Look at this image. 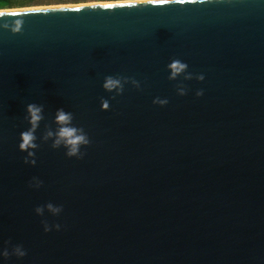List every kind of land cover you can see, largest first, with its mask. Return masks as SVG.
<instances>
[{
  "label": "water",
  "instance_id": "water-1",
  "mask_svg": "<svg viewBox=\"0 0 264 264\" xmlns=\"http://www.w3.org/2000/svg\"><path fill=\"white\" fill-rule=\"evenodd\" d=\"M0 9L23 20L0 28V252L27 253L0 264H264V0ZM174 59L192 79H168ZM60 108L89 137L81 159L41 139ZM48 203L62 211L37 215Z\"/></svg>",
  "mask_w": 264,
  "mask_h": 264
},
{
  "label": "clouds",
  "instance_id": "clouds-1",
  "mask_svg": "<svg viewBox=\"0 0 264 264\" xmlns=\"http://www.w3.org/2000/svg\"><path fill=\"white\" fill-rule=\"evenodd\" d=\"M147 2L156 5H168L173 3H185L187 0H115V4L123 6H135L138 3ZM192 3H196L197 0H191ZM107 8H112L114 5L112 3L105 5ZM18 12L15 11H6L0 9V18L6 16L17 17ZM23 27V20L21 18H15L11 24L5 22L0 24V28L10 31L13 34L20 33ZM167 68L170 72L168 76L169 80H176L178 76L181 74H185L187 72L188 65L186 63L181 62L179 59L172 60L171 63L167 65ZM185 80L192 79L191 73H187L183 76ZM197 80L203 81L204 76L199 75L196 77ZM131 83L136 88L140 87V84L135 79H130L128 77L121 76H106L104 78V83L102 87L108 92H115L117 95H120L124 90V85L126 83ZM178 94L183 96L187 94V90L184 86L179 85L177 87ZM196 95L202 96L203 91H197ZM154 104H159L161 106L166 105L168 101L166 99L156 98L153 100ZM110 107L108 100L101 99V109L108 110ZM44 106L37 105L35 103H30L26 106L27 115L25 119L28 121L30 127L21 132L19 143V150L21 152H26L27 156L24 159L25 164H30L35 166L36 159L35 150L39 147L36 143L37 136L36 132L40 126V122L44 119L43 115ZM74 116L71 112H66L63 108L57 109L55 113L54 123L56 125L55 130H53L50 126H46V131L41 137L43 142H47L49 140L52 141L51 147L53 149L60 148L63 146L66 149V155L68 157H76L78 159L83 158L85 153L81 152L82 146H87L90 144V140L88 135L85 133L83 128H78L73 125ZM31 158V159H30ZM42 181L36 177L32 178V181L29 182V187L39 188L42 185ZM45 207L52 212L54 215H58L62 211V206H54L52 203H48L46 206H38L35 209L37 215H43ZM44 224V231L48 232L51 230L47 221H42ZM57 230L60 229V225L57 224L54 226ZM26 251L23 250L22 246L16 245L13 247L12 252L10 253L7 248H5L0 255L4 258H8L10 255H15L16 257H24L26 255Z\"/></svg>",
  "mask_w": 264,
  "mask_h": 264
},
{
  "label": "rangeland",
  "instance_id": "rangeland-1",
  "mask_svg": "<svg viewBox=\"0 0 264 264\" xmlns=\"http://www.w3.org/2000/svg\"><path fill=\"white\" fill-rule=\"evenodd\" d=\"M115 0H29L27 4L16 5L14 7H31V6H51V5H71L79 3H90V2H109ZM9 8V7H4Z\"/></svg>",
  "mask_w": 264,
  "mask_h": 264
},
{
  "label": "trees",
  "instance_id": "trees-1",
  "mask_svg": "<svg viewBox=\"0 0 264 264\" xmlns=\"http://www.w3.org/2000/svg\"><path fill=\"white\" fill-rule=\"evenodd\" d=\"M29 0H0V8L27 4Z\"/></svg>",
  "mask_w": 264,
  "mask_h": 264
},
{
  "label": "bare ground",
  "instance_id": "bare-ground-1",
  "mask_svg": "<svg viewBox=\"0 0 264 264\" xmlns=\"http://www.w3.org/2000/svg\"><path fill=\"white\" fill-rule=\"evenodd\" d=\"M90 3H93V2H90ZM67 5V4H66ZM72 5V4H71ZM6 9V8H5Z\"/></svg>",
  "mask_w": 264,
  "mask_h": 264
}]
</instances>
